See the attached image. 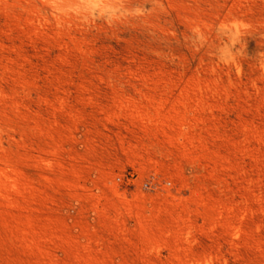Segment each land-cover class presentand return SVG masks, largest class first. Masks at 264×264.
I'll return each instance as SVG.
<instances>
[{
  "label": "rangeland",
  "instance_id": "374dc122",
  "mask_svg": "<svg viewBox=\"0 0 264 264\" xmlns=\"http://www.w3.org/2000/svg\"><path fill=\"white\" fill-rule=\"evenodd\" d=\"M0 264H264V0H0Z\"/></svg>",
  "mask_w": 264,
  "mask_h": 264
},
{
  "label": "built area",
  "instance_id": "2783aa9c",
  "mask_svg": "<svg viewBox=\"0 0 264 264\" xmlns=\"http://www.w3.org/2000/svg\"><path fill=\"white\" fill-rule=\"evenodd\" d=\"M142 187H143L144 190H147V191H152L153 190L152 187H151V185H150V183H148V182L144 183L142 185Z\"/></svg>",
  "mask_w": 264,
  "mask_h": 264
}]
</instances>
